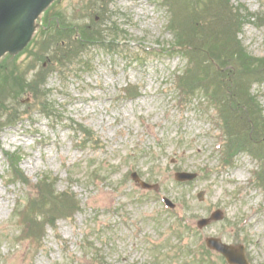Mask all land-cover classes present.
I'll list each match as a JSON object with an SVG mask.
<instances>
[{"label": "rangeland", "instance_id": "obj_1", "mask_svg": "<svg viewBox=\"0 0 264 264\" xmlns=\"http://www.w3.org/2000/svg\"><path fill=\"white\" fill-rule=\"evenodd\" d=\"M104 1L60 0L57 14L66 19L62 27L69 29L62 36H67L51 41L46 52L34 41L28 51L9 61L0 107L17 108L19 117L16 126L0 133V264H191L189 252L179 254L180 243L188 244L191 257L199 258L197 264H209L201 261L200 249L207 237L244 245L251 264H264V193L256 187L257 181L251 183L260 162L245 152L232 167L223 168L221 132L213 129L214 106L202 100L199 90L185 100L172 87L174 75L183 72L185 63L172 53L179 44L174 34L191 24L189 11L177 8L183 0H173L178 16L173 31L165 28L169 18L161 7L163 0ZM232 1L258 16L244 24L235 55L244 51L264 58V0ZM97 16L103 21L92 22ZM109 24L121 39L119 45L111 44L114 52L94 47L83 53L78 46L61 47L62 41L82 39L88 33L94 34L92 40L111 43ZM183 36L189 37L188 29ZM223 42L234 52L230 41L211 51L219 55L220 47L223 53ZM189 47L197 49L198 71L210 65L219 69L223 91L216 90L225 96L231 115L242 118L239 125L234 124L239 133L234 131L233 142L240 146L243 130L251 129L240 103L255 97L253 108L257 113L258 104L263 118L255 121L254 128L256 122H264V82L239 75L238 66L217 63L222 53L219 60L198 50L201 45L195 48L190 43ZM51 54V59L66 57L67 62L52 65L41 100L35 103L29 94L20 97L34 73L50 63ZM37 55L47 59L39 62ZM56 67L63 71L60 75ZM126 86L136 93L134 100L123 93ZM42 107L49 116L40 113ZM75 128L91 132L96 142L80 143ZM245 135L244 150H264V138ZM6 153L18 156L17 166L30 188L44 175L53 179L57 193L72 192L81 204L72 220L59 219L56 229H47L40 249L18 241L21 230L13 213L31 190L13 182ZM260 154L264 159V151ZM134 172L158 185V192L135 185ZM177 172L197 176L178 183ZM163 197L175 210L165 208ZM215 211L223 213L222 220L198 230L197 222ZM174 216L183 220L181 226L173 223ZM186 225L194 226V234L185 230ZM170 226L183 232L182 239L174 237Z\"/></svg>", "mask_w": 264, "mask_h": 264}, {"label": "trees", "instance_id": "obj_2", "mask_svg": "<svg viewBox=\"0 0 264 264\" xmlns=\"http://www.w3.org/2000/svg\"><path fill=\"white\" fill-rule=\"evenodd\" d=\"M177 8L179 10L185 8L189 11V17L191 18V24H188V27H179L182 34L179 37V41L194 43V46L198 47L201 45L202 48H198V50H205L212 57H217L219 60V55L222 53L220 47H218L219 55L218 53L211 51V47H217V45H219L222 41H230L234 47V52L230 46L229 50L227 48L228 45L226 46L223 42L224 52L221 54L223 57L219 62L217 61V63L221 65V62H223L233 65L234 67L238 66L239 75H244L246 78L254 79L255 81L259 80L257 78L264 76V58L256 59L250 57L245 54L244 51H241L240 55H235V52L239 49L238 33L242 27V22L238 18L242 17L239 16L237 11L229 6L228 0H183V3H180ZM177 17L178 16L176 15V22ZM185 29L189 30V37L183 36ZM197 34L200 35V37H197ZM192 53L196 54L195 52ZM193 57L195 59L196 66L199 67L201 63L200 59L195 55H193ZM210 68L211 65L204 67L205 70H201V74H203L201 79L208 80V77H210L213 73ZM8 76L9 75H7V77ZM48 76L49 69H42V71L37 73L30 81V86L26 89L22 87L21 93L19 92L20 97L24 94H30L33 102L38 103L42 98L41 94ZM242 86L244 85L242 84ZM1 90L2 86L0 85V91ZM253 101L254 100L248 96L247 101L243 100V102L240 103L241 108L239 110L243 117L245 116L248 120L246 123L247 127H251L248 131L245 129V132L252 135V137L261 136V138H264V122H256L257 127L254 128L255 121L258 118L262 119V117L259 111L257 110L256 113L253 108ZM5 109L9 111L8 108ZM39 109L40 113L47 114V116H49L45 107ZM230 117L231 120H235L237 118L236 120L240 121V119H242L240 114L238 117L235 115H231ZM16 118L17 116L15 114H9V118L6 123H0V129L7 124L14 125ZM260 128L261 131L258 130ZM245 132L243 130L244 136L242 138L244 139L242 140L246 139L247 141V135H245ZM88 135L91 136V133H88ZM91 139H93L92 136ZM256 153L259 152L257 151ZM10 157L12 159L15 158L14 162H12L14 174L21 180H24L25 178L23 179L22 174L17 169V156L14 155ZM78 209L79 205L75 196L67 193H57L54 189L53 182L44 178L37 186L35 197L28 201L27 206L24 208L20 216L22 223L25 225L27 237L33 242L39 244L44 235V229L47 226L53 227L55 222L58 220L57 218L66 217L71 212L77 211Z\"/></svg>", "mask_w": 264, "mask_h": 264}, {"label": "water", "instance_id": "obj_3", "mask_svg": "<svg viewBox=\"0 0 264 264\" xmlns=\"http://www.w3.org/2000/svg\"><path fill=\"white\" fill-rule=\"evenodd\" d=\"M51 1L0 0V58L8 53L17 54L26 47L34 31L36 18ZM141 186L151 189L143 183ZM209 245L219 248L230 262H243L240 249L223 247L215 241H210Z\"/></svg>", "mask_w": 264, "mask_h": 264}]
</instances>
